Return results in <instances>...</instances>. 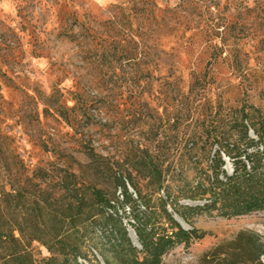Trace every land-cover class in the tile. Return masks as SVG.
Here are the masks:
<instances>
[{"label": "rangeland", "instance_id": "1", "mask_svg": "<svg viewBox=\"0 0 264 264\" xmlns=\"http://www.w3.org/2000/svg\"><path fill=\"white\" fill-rule=\"evenodd\" d=\"M153 1V15L129 24L119 0H0V184L18 160L29 175L68 155L79 158L86 140L107 155L138 144L161 150L182 185L194 174L196 158L185 143L199 126L193 116L201 113L205 125L211 120L214 126L221 98L264 112V0ZM221 37L235 46L236 67L221 60L214 65L201 109L180 104ZM63 108L70 124L60 115ZM223 168L231 172L227 159ZM252 186L201 209L193 207L207 200L178 198L184 218L167 207L177 223L166 234L173 242L164 237L150 252L111 255L113 238L97 232L89 262L106 264L102 253L108 264H264L263 256L256 259V246L264 251V206L236 213L227 207L248 199L247 192L263 202L264 189ZM122 221L140 249L132 220Z\"/></svg>", "mask_w": 264, "mask_h": 264}, {"label": "trees", "instance_id": "2", "mask_svg": "<svg viewBox=\"0 0 264 264\" xmlns=\"http://www.w3.org/2000/svg\"><path fill=\"white\" fill-rule=\"evenodd\" d=\"M119 1L121 15L129 24V19L153 15L157 8L153 0ZM74 36L72 33L68 37ZM225 41L221 37L209 47L207 68L191 79L180 104L201 109L209 94L208 78L214 65L221 60L236 67L235 46ZM105 53L101 51L102 57ZM218 104L221 111L214 126L211 120L205 125L201 113L193 116L199 126L189 133L185 143L187 152L196 158L194 174L182 185L174 182L161 150L139 144L124 147L115 156L97 152L91 142L82 140L79 158L68 155L62 164L37 167L29 175L18 160L0 184V264H84L82 260L94 264L88 255L89 247L97 245V232L100 237L106 233L113 238L108 250L111 255L150 252L164 237L173 242L170 239L174 236L166 234L177 223L167 207L184 218L175 204L178 198L207 200L193 207L201 209L223 202L226 195H235L244 187L243 194L252 191L254 183L258 191L264 189V112L246 102L236 106L221 98ZM60 115L70 124L68 109L63 108ZM224 159L230 163V173L223 168ZM249 193L248 199L227 206L232 207L231 212L264 206V199L256 202L254 194ZM125 217L132 220L129 226L140 249L127 234L122 221ZM178 231L184 234L180 227ZM33 243L47 254L40 255ZM256 247L259 259L264 251ZM100 255L108 264L107 258Z\"/></svg>", "mask_w": 264, "mask_h": 264}, {"label": "water", "instance_id": "3", "mask_svg": "<svg viewBox=\"0 0 264 264\" xmlns=\"http://www.w3.org/2000/svg\"><path fill=\"white\" fill-rule=\"evenodd\" d=\"M261 260H262V261H264V256H263V257H261Z\"/></svg>", "mask_w": 264, "mask_h": 264}]
</instances>
